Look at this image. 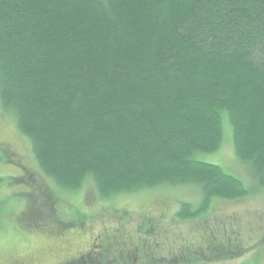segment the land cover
<instances>
[{
  "label": "trees",
  "instance_id": "trees-1",
  "mask_svg": "<svg viewBox=\"0 0 264 264\" xmlns=\"http://www.w3.org/2000/svg\"><path fill=\"white\" fill-rule=\"evenodd\" d=\"M0 108L60 188L192 185L206 216L250 196L200 159L226 136L264 190V0H0Z\"/></svg>",
  "mask_w": 264,
  "mask_h": 264
},
{
  "label": "rangeland",
  "instance_id": "rangeland-1",
  "mask_svg": "<svg viewBox=\"0 0 264 264\" xmlns=\"http://www.w3.org/2000/svg\"><path fill=\"white\" fill-rule=\"evenodd\" d=\"M0 149L7 150L0 162V264H60L93 246L109 248L110 240L114 247L102 264H264V190L236 157L229 136L200 159L239 178L250 196L214 200L206 216L193 219L179 215L181 200L200 201L192 185L162 184L108 198L91 178L76 190L60 188L1 108ZM79 211L91 218L80 222ZM70 224L78 229H60Z\"/></svg>",
  "mask_w": 264,
  "mask_h": 264
},
{
  "label": "flooded vegetation",
  "instance_id": "flooded-vegetation-1",
  "mask_svg": "<svg viewBox=\"0 0 264 264\" xmlns=\"http://www.w3.org/2000/svg\"><path fill=\"white\" fill-rule=\"evenodd\" d=\"M47 217V216H46ZM42 220V219H41ZM75 227L73 228H68L65 230L68 231H73ZM109 248H113L114 247V243L111 242V240L108 242ZM109 248H107L106 246H104V243L102 246L100 247H96L93 246L91 247V249L87 252V253H83L79 256H75V257H70L69 259H66L65 261H63L60 264H95V262L98 260L97 264H102V262L104 260H106L105 258H109L110 254H109ZM109 261V259H108ZM107 264V263H105Z\"/></svg>",
  "mask_w": 264,
  "mask_h": 264
}]
</instances>
